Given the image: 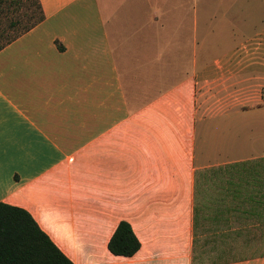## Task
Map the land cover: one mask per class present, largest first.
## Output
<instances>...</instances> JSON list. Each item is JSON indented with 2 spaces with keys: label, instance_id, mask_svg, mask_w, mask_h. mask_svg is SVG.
<instances>
[{
  "label": "crops",
  "instance_id": "0c3cea01",
  "mask_svg": "<svg viewBox=\"0 0 264 264\" xmlns=\"http://www.w3.org/2000/svg\"><path fill=\"white\" fill-rule=\"evenodd\" d=\"M38 1L44 19L0 49V202L73 264H264V252L204 253L234 211L244 247L264 246V154L217 156L244 145V73L264 86V24L250 63L243 42L207 41L222 35L213 24L243 23L244 0ZM122 220L140 242L129 257L107 247Z\"/></svg>",
  "mask_w": 264,
  "mask_h": 264
},
{
  "label": "rangeland",
  "instance_id": "374dc122",
  "mask_svg": "<svg viewBox=\"0 0 264 264\" xmlns=\"http://www.w3.org/2000/svg\"><path fill=\"white\" fill-rule=\"evenodd\" d=\"M216 9L214 10L216 11ZM241 11L239 13L236 8H233L232 13L233 17L238 18L239 14H242V24L235 20V22L231 23V30L229 27L226 28L227 26H221V23L213 24L216 26L215 30L222 35L207 39V41L211 43V48L217 47L218 49L223 48V50H228L237 45L240 46V42H243L242 50L244 52V64H246L256 60L257 29L264 24V4L261 3L259 5L258 0H244L243 10L241 8ZM6 19L2 18V21ZM19 27L8 28V36L16 34L19 31ZM240 30L242 31L240 32ZM237 31L239 32L236 33ZM238 48L240 49V47ZM237 52H240V50ZM233 54V56L237 55L235 51ZM219 56L211 54L207 55V59L211 58L212 60ZM238 56L240 57V54ZM249 73H252L254 78L256 77V70H250ZM249 73H244V129L239 132V135H234L235 138L236 136L243 137L244 145H228L226 153L225 151L223 152L225 155L218 154L217 156H241L246 158L259 157L261 154H264V112L258 110L246 111L248 107L264 104V86L258 84L255 79L250 82L247 81L246 74ZM235 212L237 211H234L230 219L224 223L226 225L229 224L228 228H231L229 232H226L227 239L223 240L225 243L204 247V253L210 258L209 260L205 259V262H209L215 258L218 260L241 259L244 256L264 252V246L244 247V215ZM204 219L207 221V218H203L202 220L204 221ZM217 224L216 222L210 223L208 221L206 226L204 225V229L211 230L213 227V230H215ZM221 225H223L222 222L219 223V227Z\"/></svg>",
  "mask_w": 264,
  "mask_h": 264
},
{
  "label": "trees",
  "instance_id": "16d2710c",
  "mask_svg": "<svg viewBox=\"0 0 264 264\" xmlns=\"http://www.w3.org/2000/svg\"><path fill=\"white\" fill-rule=\"evenodd\" d=\"M45 15L38 0H0V49L31 29ZM2 18H7L2 21ZM19 27L8 36L7 29ZM108 250L119 256H132L140 242L127 221H120L111 235ZM0 264H73L40 229L23 208L0 202Z\"/></svg>",
  "mask_w": 264,
  "mask_h": 264
}]
</instances>
